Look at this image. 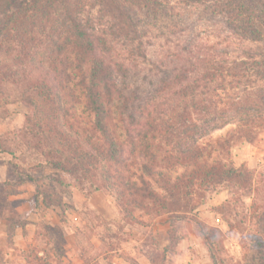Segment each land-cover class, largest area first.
<instances>
[{
	"label": "rangeland",
	"instance_id": "374dc122",
	"mask_svg": "<svg viewBox=\"0 0 264 264\" xmlns=\"http://www.w3.org/2000/svg\"><path fill=\"white\" fill-rule=\"evenodd\" d=\"M121 2L128 14L122 21L93 1L86 2L85 16L107 39L108 55L114 62L124 65L122 73L117 72L116 77L122 87L128 88L127 93H137L135 102L143 107L136 113L138 120H145L150 111L165 123L163 128L168 130L164 134L167 138L156 142L160 146L156 162L167 167L169 156L178 154L170 133L179 134L177 116L183 111L198 116L199 111L191 107L193 103L202 99L204 105L217 103L219 99L225 103L228 96L231 97L229 101L243 103L257 99L244 83L227 85L226 89L212 94L207 90L202 97L190 95L184 98L182 94L173 95V91L181 90L187 84L177 78L185 72L191 74L190 77L201 74L208 67L204 61L207 54L219 51L221 61L232 60L251 43L240 40L228 29V16L217 13L219 8L213 2L193 6H183L179 0ZM51 12L47 17L40 14L28 19L22 28L13 23L4 28V20L0 18V136L13 153L0 149V165L6 163L9 166L8 175L0 174L3 211L16 220L9 195L31 178L35 179L37 191L53 196L55 202L69 198L74 193L73 187L87 198L94 192L103 191L113 198L122 215L121 221L115 223L116 227L109 228L111 232L116 230L114 234L123 238L118 233L127 227L135 237L144 240L149 253L156 246L169 243L168 230L171 220H175L172 228L185 239L180 242L178 253L168 254L164 264H264V128L257 130L251 142L234 137L231 146L220 150L219 154L213 153L211 158L236 168H247L252 178L251 192L238 191L231 184L217 189L195 187L191 198L195 209L175 215L164 211L148 214L143 208L125 205L126 201L119 197L118 190L104 174L107 165L103 157L87 159L88 176L81 184L69 173L47 163L55 156L49 155L50 146L68 153L76 152L80 157L90 147L79 93L71 90L73 98H70L67 88L59 85L61 71L68 72L65 69L68 54H59L54 44V40H60V14ZM177 54L179 56L175 58ZM232 74L237 76L227 77L226 82H245L247 79L241 77L240 71ZM165 84L164 90L156 94V90ZM258 85L264 87L260 82L254 85L252 92ZM223 103L216 104L218 110L226 108ZM147 105L149 110L143 114ZM236 128V124H228L201 139L199 144L213 145L216 138L225 137ZM88 134L92 135L91 131ZM230 135L235 136L234 133ZM94 138L97 140L96 135ZM226 149L229 150L227 153ZM131 150L128 145L126 155L130 156L132 168L136 170L141 161L140 149L136 153ZM175 169L176 174L183 170L178 165ZM154 187L164 194L155 184ZM98 202L94 201V204ZM226 202L234 205L236 213L219 210ZM84 208L87 212H97L88 200ZM41 263L36 252L29 255V264ZM0 264H7L1 253Z\"/></svg>",
	"mask_w": 264,
	"mask_h": 264
},
{
	"label": "trees",
	"instance_id": "16d2710c",
	"mask_svg": "<svg viewBox=\"0 0 264 264\" xmlns=\"http://www.w3.org/2000/svg\"><path fill=\"white\" fill-rule=\"evenodd\" d=\"M88 1L100 3L106 13L115 18L120 17L121 21L128 16L121 0H0V18L4 20V28L12 23L22 28L28 19L40 14L47 17L51 15V10L60 14V40H54V44L59 54H68L65 58L68 72L61 71L59 85L67 88L70 98H73L71 90L78 91L90 147L80 157L76 152L68 153L50 146L49 155L55 156L47 163L69 173L81 184L88 176L85 167L87 159L103 157L107 165L104 174L118 190L119 197L126 201L125 205L143 208L148 214L164 211L175 215L184 213V210H194L191 198L195 187L217 189L231 184L238 191L251 192L252 178L247 168H236L230 163L211 158L213 153L219 154L220 150L231 146L234 137L251 142L257 130L264 128V87L258 85L254 92L251 90L260 82L264 84V0H179L183 6L215 3L216 8H219L217 13L228 16V29L240 40L251 43V46L244 48L242 54L232 60L221 61L219 51L207 54L204 61L208 67L196 77H190L188 72L181 74L177 79L187 84L181 90L173 91V95L202 97L208 92L212 94L226 89L227 85L244 83L257 99L243 103L229 101L231 97L228 96L225 103L223 99L208 105H204L203 99L193 103L191 107L199 111L198 116L193 117L183 111L177 116L179 134L175 136L170 133L178 154L169 156L167 167L159 166L156 162L160 149L156 142L163 139L168 131L163 128L165 123L150 111L147 113L148 105L144 106L143 111V114L147 113V118L138 120L136 117L143 107L135 102L137 99L134 96H138L136 92L127 93L128 88L120 85L116 73H122L124 65L114 62L108 55L107 39L99 34L96 24L85 16V4ZM121 21V24L126 23ZM128 25L132 27L130 23ZM235 71H240L241 77L247 78L245 82H226L227 77L237 76L232 74ZM164 86L166 84L156 90V94L164 90ZM218 103H223L228 109L223 107L218 110ZM207 108L213 110L204 111ZM231 123L237 126L231 132L235 136L229 133L216 138L213 145L199 144L204 137ZM89 131L92 135L88 134ZM128 145L133 153L140 149L141 161L136 170L132 168L130 156L126 155ZM0 149L13 154L1 136ZM228 151L226 149V153ZM177 165L183 169L180 174H176ZM30 180L35 181L34 178ZM153 183L164 192L163 195ZM219 210L222 213H236L230 202L220 206ZM171 218L174 220L175 217ZM174 221L171 220L168 230L169 245L162 250L156 246L150 254L151 264H164L168 254L178 253L180 242L185 238L172 228Z\"/></svg>",
	"mask_w": 264,
	"mask_h": 264
},
{
	"label": "crops",
	"instance_id": "0c3cea01",
	"mask_svg": "<svg viewBox=\"0 0 264 264\" xmlns=\"http://www.w3.org/2000/svg\"><path fill=\"white\" fill-rule=\"evenodd\" d=\"M8 168L6 163L0 165V174L8 175ZM37 190L29 179L9 195L16 220L3 211L0 200V253L7 264H29L33 252L49 264H151L143 239L127 227L118 233L123 238L109 229L122 219L109 194L97 191L87 198L73 187L69 198L55 202L53 196ZM87 200L97 212L86 211ZM167 245L158 247L162 250Z\"/></svg>",
	"mask_w": 264,
	"mask_h": 264
}]
</instances>
